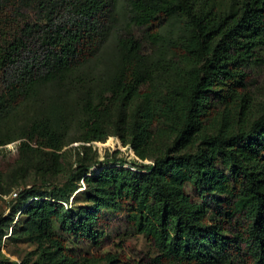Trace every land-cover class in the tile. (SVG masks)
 <instances>
[{"label": "trees", "instance_id": "trees-1", "mask_svg": "<svg viewBox=\"0 0 264 264\" xmlns=\"http://www.w3.org/2000/svg\"><path fill=\"white\" fill-rule=\"evenodd\" d=\"M260 48L264 0H0V244L36 247L0 264H124L70 247L121 215L152 264H264ZM110 137L138 161L100 160Z\"/></svg>", "mask_w": 264, "mask_h": 264}, {"label": "rangeland", "instance_id": "rangeland-1", "mask_svg": "<svg viewBox=\"0 0 264 264\" xmlns=\"http://www.w3.org/2000/svg\"><path fill=\"white\" fill-rule=\"evenodd\" d=\"M29 19H35L34 13L29 14ZM144 28H134L132 34L135 38L141 39ZM257 52L261 56V60L252 64L249 68V93L258 100H264V48H260ZM2 77L0 75V92L2 91ZM113 138V140H110ZM106 142H95L93 146L100 153V160L105 159V154H117L119 158L127 160V167L131 166L132 161H138L134 151L130 147L123 146L118 137H110ZM17 157L15 145L11 144L0 152V170L9 171ZM150 163V161H148ZM28 186L32 183L28 182ZM80 190H83L80 188ZM9 197H0V216H12V208ZM18 214L14 217L17 221ZM7 237V236H6ZM3 239L0 244V259H8L10 262L18 263L22 259L27 258L29 253L34 252L35 245L29 241L15 239L8 236ZM71 250L80 257L97 256L102 257L107 254H115L120 257L124 264H133L143 261L152 264V259L157 255L156 247L139 233V231L129 222L126 216L121 215L112 219L111 225L108 227V236L99 245H93L86 242L72 241ZM36 257V256H35Z\"/></svg>", "mask_w": 264, "mask_h": 264}, {"label": "bare ground", "instance_id": "bare-ground-1", "mask_svg": "<svg viewBox=\"0 0 264 264\" xmlns=\"http://www.w3.org/2000/svg\"><path fill=\"white\" fill-rule=\"evenodd\" d=\"M110 140H113V138H110Z\"/></svg>", "mask_w": 264, "mask_h": 264}, {"label": "built area", "instance_id": "built-area-1", "mask_svg": "<svg viewBox=\"0 0 264 264\" xmlns=\"http://www.w3.org/2000/svg\"><path fill=\"white\" fill-rule=\"evenodd\" d=\"M17 194L15 193L14 196H16Z\"/></svg>", "mask_w": 264, "mask_h": 264}]
</instances>
